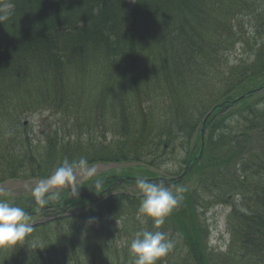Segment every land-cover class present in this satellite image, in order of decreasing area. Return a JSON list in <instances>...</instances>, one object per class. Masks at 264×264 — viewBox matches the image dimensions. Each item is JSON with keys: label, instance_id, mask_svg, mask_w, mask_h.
<instances>
[{"label": "trees", "instance_id": "obj_1", "mask_svg": "<svg viewBox=\"0 0 264 264\" xmlns=\"http://www.w3.org/2000/svg\"><path fill=\"white\" fill-rule=\"evenodd\" d=\"M237 46L250 54L229 66ZM263 80L264 0H0V183L65 163L158 168L177 141L189 161L178 190L164 183L177 204L163 224L137 218L140 193L97 198L80 184L56 197L79 214L32 224L0 264H133L143 230L172 244L157 264H264V90L216 108L199 138L214 105ZM37 113L43 135L25 124ZM220 205L223 250L208 243Z\"/></svg>", "mask_w": 264, "mask_h": 264}, {"label": "clouds", "instance_id": "obj_2", "mask_svg": "<svg viewBox=\"0 0 264 264\" xmlns=\"http://www.w3.org/2000/svg\"><path fill=\"white\" fill-rule=\"evenodd\" d=\"M257 107L264 108V103ZM73 174L74 165L65 163L57 168L51 177L42 182L45 186L42 191L47 190L48 185H65L73 178ZM137 185L141 195L137 218H145L143 219L144 223H147V218H150L155 225L163 224L165 217L177 204L176 196L164 185L163 181L138 177ZM59 194L58 187L55 195L59 197ZM33 230L29 215L23 208L14 206L8 200L0 199V250H16L19 246L25 245L26 238ZM27 246L29 247V245ZM171 247V242L166 240L162 232L143 230L138 232L131 241L129 251L134 258L133 264H157L158 260L165 256ZM31 248L34 250L44 247L38 242H33Z\"/></svg>", "mask_w": 264, "mask_h": 264}, {"label": "rangeland", "instance_id": "obj_3", "mask_svg": "<svg viewBox=\"0 0 264 264\" xmlns=\"http://www.w3.org/2000/svg\"><path fill=\"white\" fill-rule=\"evenodd\" d=\"M250 54L249 51L243 52L241 48L238 46L233 50V52L227 53V64L229 66H234L237 64V60L241 59L243 56L245 58L248 57ZM264 81V80H263ZM258 88V87H257ZM264 90V88L262 89ZM44 115L37 113L31 114L27 116V121L29 126L32 127V130L35 135L40 134L39 131L44 128L41 124V119ZM37 139L38 136L36 137ZM110 139V137H109ZM179 141L177 143L171 145V149L173 150L175 155L171 156L173 160L167 159V162L163 165H160L158 168H146V166H142L137 163H95L92 165L84 166L82 168L74 169L73 178L69 180L63 186H56V185H48L47 192L56 191L57 188L59 189H73L80 184H85L88 182H95L97 179L101 178L104 175L110 174H128L132 178L144 177L147 179H158V178H171L175 173L181 172L184 167L186 166L187 162L184 166V163L181 160L184 158V151L182 150ZM255 143V142H254ZM257 144V143H256ZM198 149V144L195 145ZM169 149V148H168ZM165 154L168 153V150H165ZM164 154V155H165ZM195 157V156H194ZM170 166V167H169ZM48 179V178H47ZM44 180H34V179H14L9 180L3 183H0V196L6 197L9 199H16L19 197H28L42 191L44 189V184L42 183ZM111 191H120V192H127L128 194H138L139 188L137 185V180H133L130 184L118 185L113 188ZM110 191V192H111ZM229 208L217 206L207 212V221L209 224L210 235H209V245L213 248L217 249H224L229 241V235L225 229V218ZM73 215L79 214V211L73 210ZM31 223L39 220L38 217L31 216L29 218Z\"/></svg>", "mask_w": 264, "mask_h": 264}, {"label": "flooded vegetation", "instance_id": "obj_4", "mask_svg": "<svg viewBox=\"0 0 264 264\" xmlns=\"http://www.w3.org/2000/svg\"><path fill=\"white\" fill-rule=\"evenodd\" d=\"M118 177L119 176L116 175L115 178H113V180H111V179L106 180V178H107L106 177L103 180V182H100L98 184H94L91 186V188L94 191L102 192L103 189H105L111 183L112 184L115 183V181L118 180ZM112 186H111V189H112ZM114 186H116V185H114ZM97 192H95L94 194L98 195ZM94 194H92V195H94ZM12 204L14 206H18V207L23 208L26 212L40 211V213L36 215V217H38L39 220H42V219L48 217L49 215L53 214L55 211L58 210V202L55 201L53 198H47L46 196L31 198L28 200V202L25 205H16L15 203H12Z\"/></svg>", "mask_w": 264, "mask_h": 264}, {"label": "water", "instance_id": "obj_5", "mask_svg": "<svg viewBox=\"0 0 264 264\" xmlns=\"http://www.w3.org/2000/svg\"><path fill=\"white\" fill-rule=\"evenodd\" d=\"M261 88H258V89H255V90H252L251 92H254V91H259ZM248 93H250V92H248ZM247 93V94H248ZM247 94H245V95H242V96H240V97H238V98H236L235 100H233V101H230V102H228L229 104H231V103H235V102H237V101H239V100H241V99H243L244 97H246V95ZM228 104V105H229ZM228 105H226L225 107H224V109H226L227 107H228ZM213 110H214V108L205 116V118H204V120H203V125H202V127H204L205 126V122L207 121V119H208V117L213 113ZM219 112H222V110H220ZM202 130V129H201ZM126 180H131V178H126ZM121 181V180H120Z\"/></svg>", "mask_w": 264, "mask_h": 264}]
</instances>
